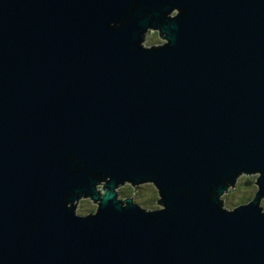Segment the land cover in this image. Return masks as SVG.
Returning a JSON list of instances; mask_svg holds the SVG:
<instances>
[{
	"label": "water",
	"instance_id": "obj_1",
	"mask_svg": "<svg viewBox=\"0 0 264 264\" xmlns=\"http://www.w3.org/2000/svg\"><path fill=\"white\" fill-rule=\"evenodd\" d=\"M128 3L0 0V264H264V217L204 198L234 167L264 172V0H141L108 30ZM161 6L185 9L171 46L141 52L139 17ZM69 152L113 180L156 167L167 210L106 193L73 219L59 197L90 188Z\"/></svg>",
	"mask_w": 264,
	"mask_h": 264
},
{
	"label": "clouds",
	"instance_id": "obj_2",
	"mask_svg": "<svg viewBox=\"0 0 264 264\" xmlns=\"http://www.w3.org/2000/svg\"><path fill=\"white\" fill-rule=\"evenodd\" d=\"M141 0H129L127 7L120 12V18L109 19L104 26L110 31H118L135 13ZM145 13L147 10H144ZM185 9L180 6H163L156 8L155 16L141 15L142 24L136 25V36L131 45L145 53H155L168 49L172 41L167 31H162L165 22H171L182 17ZM65 171L71 174L87 172L90 191L79 186L70 188L59 197L60 206L73 219L90 220L99 215L102 203L105 202L106 193L114 207L123 210L134 207L145 216L163 213L167 210V196L164 189L157 183L156 167L148 169L147 174L137 179L134 176L113 178L105 171L87 169L71 152L61 158ZM70 165V166H69ZM264 172L259 168L245 166L234 167L218 176L215 186L209 187L204 192V198L211 202L216 210L225 215H232L241 208L251 206L257 217H264ZM93 193L95 195H93ZM176 195L179 198L191 196V190L185 186L179 192L169 191L168 196Z\"/></svg>",
	"mask_w": 264,
	"mask_h": 264
}]
</instances>
